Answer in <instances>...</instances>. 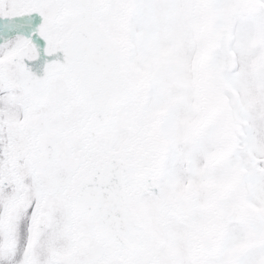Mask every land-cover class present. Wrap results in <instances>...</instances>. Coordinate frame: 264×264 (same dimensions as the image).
Wrapping results in <instances>:
<instances>
[{"label":"snow or ice","instance_id":"1","mask_svg":"<svg viewBox=\"0 0 264 264\" xmlns=\"http://www.w3.org/2000/svg\"><path fill=\"white\" fill-rule=\"evenodd\" d=\"M0 264H264V0H0Z\"/></svg>","mask_w":264,"mask_h":264}]
</instances>
